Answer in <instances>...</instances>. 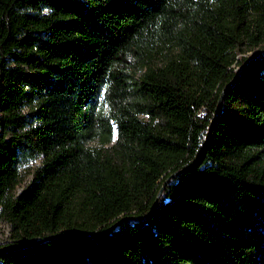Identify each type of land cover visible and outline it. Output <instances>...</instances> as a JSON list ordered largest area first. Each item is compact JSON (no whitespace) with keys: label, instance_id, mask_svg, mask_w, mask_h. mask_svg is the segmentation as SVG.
Masks as SVG:
<instances>
[{"label":"trees","instance_id":"1","mask_svg":"<svg viewBox=\"0 0 264 264\" xmlns=\"http://www.w3.org/2000/svg\"><path fill=\"white\" fill-rule=\"evenodd\" d=\"M0 220V264H264V0H0Z\"/></svg>","mask_w":264,"mask_h":264},{"label":"rangeland","instance_id":"2","mask_svg":"<svg viewBox=\"0 0 264 264\" xmlns=\"http://www.w3.org/2000/svg\"><path fill=\"white\" fill-rule=\"evenodd\" d=\"M263 50V48H257V49H254L253 51L255 52V53H257L258 51H262ZM244 54H250V51H247L246 53H244ZM37 163V160H35V161H30V162H27V163H24L23 165H22V169H21V172H22V177H23V180L21 181V183H20V185L17 187V188H19L20 186L22 187V186H24V184L26 183V181H27V179L29 178V175L28 174H26L27 172V170H29L30 168H31V166H33L34 164H36ZM6 231H7V229L6 228H4V225L3 224H1V226H0V239H4V237H5V234H6Z\"/></svg>","mask_w":264,"mask_h":264},{"label":"water","instance_id":"3","mask_svg":"<svg viewBox=\"0 0 264 264\" xmlns=\"http://www.w3.org/2000/svg\"><path fill=\"white\" fill-rule=\"evenodd\" d=\"M253 56H257V54H254V55H252V56H250V57H253ZM250 57H247L245 60L249 59ZM237 71H238V70H237ZM237 71H236V73H237ZM218 106H219V98H218V100H217V102H216V107H215V108L217 109ZM205 137H206V135H205ZM161 186H162V184H161L160 187L158 188V191L160 190ZM158 191H157V192H158ZM156 195H157V194H156ZM154 200H155V199H154ZM154 200H153L151 206L153 205ZM115 222H116V221H115ZM115 222L111 223L109 226H107L105 229H103V230L100 231V232H104V231L107 230L110 226H112ZM100 232H99V233H100ZM71 235H73V236H78V237H82V236H85V237H92V236H94V235H81V234H71ZM24 244H26V243H21V244H16V245H11V246L0 247V251H2V250H4V249H7V248H12V247L21 246V245H24Z\"/></svg>","mask_w":264,"mask_h":264},{"label":"built area","instance_id":"4","mask_svg":"<svg viewBox=\"0 0 264 264\" xmlns=\"http://www.w3.org/2000/svg\"><path fill=\"white\" fill-rule=\"evenodd\" d=\"M22 187L20 186L19 188H17V191L21 190ZM1 224L4 225V228H6L7 231H6L4 239H0V245H2L4 243H6L7 241H9V235H10V224L8 222H6V221L0 220V226H1Z\"/></svg>","mask_w":264,"mask_h":264}]
</instances>
